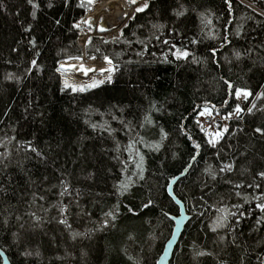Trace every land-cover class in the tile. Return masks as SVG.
<instances>
[{"label":"trees","instance_id":"trees-1","mask_svg":"<svg viewBox=\"0 0 264 264\" xmlns=\"http://www.w3.org/2000/svg\"><path fill=\"white\" fill-rule=\"evenodd\" d=\"M0 3V142L15 137L8 144L9 161L0 163V188L7 193H0V249L5 250L12 264H157L174 229V221L163 213L179 215V207L169 195L174 177L180 179L173 184V193L190 218L170 264H217L218 259L240 264L241 257L245 264H258V259L264 258V226L255 223L258 210L253 211L254 203L244 204L242 211L247 216L239 225L232 223L235 233L227 229L212 231L220 214L217 209L235 211L233 205L243 204L235 192L252 194L247 184L264 170V137L253 136V128L264 125V113L246 115L242 122L231 119L219 158L196 125L197 106L215 105L224 117L235 103H240L246 112L256 94L264 91V0H232V12L227 11L224 0H151L148 10L136 13L135 19L123 28L120 40H107L105 44L106 39L94 37L92 44L85 47L79 42L81 32L72 28L87 12V8L77 6L80 0H71L67 7L64 0H36V20L31 17L33 9L27 0ZM49 3L54 6L49 8ZM184 9V16L174 15ZM201 14H206L212 23L203 25ZM56 19L61 22L59 26L54 24ZM152 23L167 26L159 41ZM29 24L32 31L25 33L24 27ZM173 26L182 35L170 34ZM225 35L230 44L222 39ZM193 37L201 42L191 44ZM30 38H35L37 48L29 44ZM163 39L188 48L199 63H192L191 58L188 62H159L169 48ZM213 50L215 58L211 56ZM37 51L43 73L33 71L26 76L25 69ZM236 52L242 54L241 59H236ZM76 55L112 58L119 65L114 83L85 92L64 90L55 69L61 61ZM169 59L173 58L169 55ZM8 74L24 79L10 80ZM224 80L233 84V91L237 87L249 88L253 96L247 102L235 101L227 95ZM225 101L227 106H222ZM255 102L258 107L264 106V98ZM146 117L155 126L145 124ZM120 120L148 142V147L137 145L145 156L143 180L138 178L125 150L135 136L125 133ZM105 121L115 130L112 136L91 127ZM161 128L168 134L167 139H161ZM27 141L46 150L48 160L41 162L19 147ZM194 142L201 144L195 160ZM156 144L161 147L153 150ZM4 151L0 148V152ZM124 161L129 164L127 173ZM232 161L236 168L227 178L245 184L242 189H234L224 179L212 181L204 171ZM61 171L72 188L82 193L78 208L72 197H59L60 189L54 187L59 184ZM184 172L187 175H182ZM90 173L94 174L91 179ZM126 175L135 182L134 187L128 194L117 196L115 187ZM259 182L264 191V181ZM33 192L45 195V200L38 202L45 207L61 199L70 204L73 230L89 235L73 240L70 230L52 219L58 215L56 209L40 213L51 220L42 227H35L24 216L25 227L21 229L15 216H23ZM149 199L153 205L143 208ZM118 204L114 225L98 230L104 213ZM86 212L91 216L83 214ZM5 218L7 225L3 223ZM233 235L241 247L220 240L221 236L231 240ZM16 240L19 243H14ZM25 249L33 252L27 260L21 255ZM201 250L212 252L216 258L194 257V252ZM37 251L39 257L35 256Z\"/></svg>","mask_w":264,"mask_h":264},{"label":"snow or ice","instance_id":"snow-or-ice-1","mask_svg":"<svg viewBox=\"0 0 264 264\" xmlns=\"http://www.w3.org/2000/svg\"><path fill=\"white\" fill-rule=\"evenodd\" d=\"M71 0H64V5L67 7L70 4ZM129 2L133 5L137 3V0H129ZM226 6H227V11L232 12V0H224ZM27 4L31 5L33 11L31 12V17L33 20L37 19V9L39 8L38 3H36V0H27ZM95 4V0H80V3L77 5L80 8H87V10L91 11L92 7ZM54 5L52 3L48 4V7L51 8ZM150 6V0H145V2L135 8L136 13H144L146 10H148ZM0 7H3L2 3H0ZM183 8V6H181ZM187 9H184L182 11H177L174 13L176 17H182L186 14ZM132 19H135V16L132 17ZM201 22L203 25L207 26L212 23V21L208 18L206 14H201L200 16ZM60 20L56 19L54 21V24L56 26L60 25ZM86 26V27H82ZM127 26V25H125ZM143 27V25H141ZM167 27L166 25L160 24V23H152L151 24V29L154 30L155 33H159L155 35L156 40H161V36L163 35V29ZM72 28L77 30L78 32L87 34L92 31H99V32H104L108 31L109 29L105 28L101 19V22L97 25H94L92 22L91 18H88L86 20L82 19L79 20L78 22L74 23L72 25ZM32 31V26L29 24L24 27V32L25 33H30ZM170 34L172 35H182V33H179L176 28L173 26L172 28L169 29ZM123 36V32H121L120 36L116 37L112 42L115 43L118 40L121 39ZM224 41L227 43H231V41L228 39V37L225 35L222 37ZM127 43V41H125ZM201 41L197 39L196 37H193L190 41L191 44H199ZM105 44L109 43V41H104ZM143 43V42H141ZM162 43L165 45H168V52L163 54L162 58H158L159 62L161 63H173L175 61H185L188 62L191 58L192 63H199V61L195 58L194 53L191 52L188 48L186 47H178L176 43L171 42L169 39H163ZM29 44L32 46V48H37V42L35 38H30L29 39ZM87 45L92 44V39L89 36V38L86 41ZM16 51V49H13ZM145 50H147L145 48ZM99 49H96V52H99ZM246 54L250 55V52L246 50ZM40 53L37 51L35 53V57L31 59L29 67L25 69V75L26 76H31L33 71H36L38 73H43V67L41 65H38L37 60L39 58ZM137 55L142 56V52H138ZM155 55V53H153ZM169 55L173 58L172 60L169 59ZM211 56L215 58L216 56V51L213 50L211 53ZM242 54L240 52L235 53V57L237 60L241 59ZM92 60H95L97 57L95 55H92L90 57ZM103 60L106 63V67H103L99 70V75L102 76V79H95L93 80L90 84L86 86H77L74 83H71L69 81V73L70 72H81L85 76H88L89 73H95L97 70L93 67H86L84 64V56L83 55H76L72 56L69 58V60H74L77 61L75 64H70L68 61H63L58 64V67H56L55 71L60 75V77L63 78V89L64 90H71L73 93L76 92H85L87 90L99 88L103 86L105 83L111 84L114 83L113 77L115 74L119 71V65L114 63V60L110 58L107 55H103ZM131 63V61H129ZM8 79L10 80H15L17 82H20L24 79V77H15L12 74H8ZM223 79V78H222ZM224 83L227 85V95L230 98H234L235 101L239 102H247L250 97L253 96V92L249 88H240L237 87L233 91V84L229 82L228 80H224ZM264 98V91H260L256 94L255 100L250 104L249 107H247V110L245 112V109L241 107L240 103H235L234 107L228 112L227 115L222 117L224 120H230L233 117H235L239 121H243L246 115L249 116H254L256 113H264V106L258 107L257 103L255 102L256 100H260ZM222 106H227V101L224 102ZM155 108V105L152 106ZM197 114L198 116L201 117H213V113L215 115H219V110L216 108L215 105H205L203 107L197 106ZM27 111V109L25 110ZM122 111V109H121ZM41 116H43V113H40ZM109 115H112L109 113ZM113 119H117L116 116H112ZM214 118V117H213ZM87 122V121H86ZM120 123L124 125L125 128V133H133L135 136V139H132L130 143L126 146V151L128 152L129 159L132 160V162L135 165L136 172L138 175V178L140 180L144 179L143 172L145 171L144 164H145V156L142 154L140 149L137 147V145H142L143 147H148V142L145 140L144 136L139 135L135 132V129L132 128L128 123H126L124 120H120ZM145 124H152L153 126L154 123L150 119V117L145 118ZM196 125L200 129L201 132L204 133L205 136V143L210 146L213 149H216V155L217 158L220 157L221 155V149L225 145H221V142L224 140L225 136L229 133V127L227 124H224L221 126L220 124H216L213 126L212 124H209L208 128L206 129L204 124L199 120L196 119ZM91 127L93 130H101L102 132H107L109 136H112L114 133V129L111 127L110 124L107 123V121L104 122L102 125L98 124H91ZM141 128L144 127V125H140ZM214 127V130H213ZM181 129L184 130V126L181 125ZM240 131H243V128L240 129ZM159 133L161 136V139H167V133L161 128L159 129ZM184 134L188 136L189 140H192V137L188 135L187 131L184 130ZM259 135L260 137H264V125L261 126H255L253 128V136ZM15 140V137H11L8 141L0 142V148H4V152H0V163H3L5 161H9V158L11 156V152L8 150V144H10L12 141ZM227 147H233L232 145H226ZM19 147H22L25 152L27 153H33L35 157L41 161V162H46L48 160V156L46 155V150H41L37 146L34 145L33 141H27L23 144H21ZM161 147L160 144H156L154 146L153 150L159 149ZM192 147L194 150H196L195 155L193 156V160H195L196 156L199 155V150L201 149V144L194 142L192 144ZM19 150V148L17 149ZM117 152H120L119 146L116 148ZM245 153H242L244 155ZM119 159V156L116 157ZM123 163V170L125 173H127V169L129 167V164L127 161L122 162ZM6 166V165H5ZM187 167L190 169L192 167V164L189 163ZM236 168L235 162H228L224 163L221 162L219 165L218 169H214L212 166H209L206 168L204 171L207 174V176L212 180V181H217L218 178L224 179L225 183L231 184L234 189H242L245 187V184L242 183H234L231 179H228L227 176L228 174L232 173ZM182 175H187L186 172L182 173ZM94 176V174L90 173L89 174V179H91ZM45 179H47L45 177ZM180 177H174L173 180L171 181L172 184H175L177 180H179ZM259 181H264V170H260L256 173L255 181L248 183L247 187L253 189V193L250 195H241L240 191H236L235 195L238 197H241L243 200V204H236L233 205V208L236 210L233 211L230 208H218L217 212L220 213L217 217L216 220L214 221L212 231L217 232L218 229H227L231 233L236 232V228L232 227V223L234 222L236 225H239L240 220L244 219L247 216V213L245 211H242L244 204H255V209L253 211L258 210V217L255 221L256 225L258 226H264V191H261L262 184ZM134 181L128 177L127 175L125 176V179L122 180L116 187H115V192L114 194L117 196H124L128 194L131 189L134 187ZM54 187H58L60 189L59 191V197H72L75 206L78 208L80 206V199L82 197V193L79 189H74L72 188L71 182L65 178V174L63 171H61L60 175V181L58 185H55ZM47 191V190H46ZM0 193H4L7 195L5 190L3 188H0ZM74 193V195H73ZM172 199L175 201L176 204H181V201L176 198V196L173 194ZM45 200V195L43 194H38L36 192L32 193V198L27 202V208L25 212L22 215H16L15 219L17 222H19V227L23 229L25 227V221L23 219L24 216H27L31 223L35 227H42L45 223H50L51 220L46 217V215H42L40 213H48L52 209H56L58 215L53 217L52 219H55L56 222L60 225H63L65 229L70 230L71 233V238L73 240H76L78 237H87L89 235V232H78L73 230V225L69 221V216L71 215V205L66 204L63 202V200H58L56 203L52 204L51 207H45L43 204H40L38 202H42ZM153 205V201L149 199L146 203L142 205L143 208H149ZM119 204L116 205V207L112 210L106 211L104 213V218L101 222V229H106L109 228L110 226H113L115 221L118 218L119 215ZM38 209V210H36ZM129 211H132V209L129 208ZM84 215L91 216L90 212L83 213ZM135 214V213H133ZM165 217H167L170 220H173L179 224V220L176 216L170 215L168 212L163 213ZM201 215L203 213H200ZM3 223L5 225L8 224V219L5 218L3 220ZM177 230H179L177 228ZM13 235H18V233H14ZM175 238V237H173ZM129 239H133V237H129ZM221 242L227 241V243L231 246H234L236 248L241 247L236 235H233L231 240H228L226 236H221L220 237ZM14 243H19L18 240L14 241ZM169 247H171V244H169ZM21 255L27 260L29 257L33 256V252L29 251L27 249L23 250ZM167 255V253H165ZM5 256V250L0 249V257ZM35 256L39 257L40 253L37 251L35 252ZM205 256H210L213 257L214 259L216 258L212 252H205V251H195L194 252V257H205ZM131 259V257L129 258ZM157 264H160V261H157ZM217 264H228V261L218 259ZM240 264H245V260L243 257L240 258ZM258 264H264V258H259L258 259Z\"/></svg>","mask_w":264,"mask_h":264},{"label":"bare ground","instance_id":"bare-ground-1","mask_svg":"<svg viewBox=\"0 0 264 264\" xmlns=\"http://www.w3.org/2000/svg\"><path fill=\"white\" fill-rule=\"evenodd\" d=\"M141 0H137L139 3ZM93 12V11H92ZM92 12L88 15V18L93 19V24L97 25L103 22L105 28L109 29L108 31L99 32L94 31L96 35L105 36L109 39H113L119 36L121 30L127 23L128 19L132 17L133 11L130 10L124 0H103L99 6H96L94 13ZM89 36L84 35L81 39V42L84 43ZM69 62V61H68ZM70 64H75L77 61H71ZM84 64L86 67H93L97 71L95 73H89L88 76L99 74V70L103 67H106V64L101 63L99 60H90L84 59ZM69 76L72 77H88L81 72H70Z\"/></svg>","mask_w":264,"mask_h":264},{"label":"water","instance_id":"water-1","mask_svg":"<svg viewBox=\"0 0 264 264\" xmlns=\"http://www.w3.org/2000/svg\"><path fill=\"white\" fill-rule=\"evenodd\" d=\"M173 184L171 183L169 187V195L172 197L173 196ZM177 198V197H176ZM178 199V198H177ZM175 202V201H174ZM179 207V215L177 216L179 220V224L174 221V229L172 232V235L170 239L166 242L162 255L159 258L158 261H160V264H170V261L172 260L173 253L175 251V248L177 247L181 236L184 233L185 226L190 218V216L186 212V208L184 204L181 202V204H176ZM177 228L179 230H177ZM175 237V238H173ZM169 244H171V247H169ZM167 253V255H165ZM2 259V264H12L11 261L9 260V257L5 254L4 257H1Z\"/></svg>","mask_w":264,"mask_h":264},{"label":"rangeland","instance_id":"rangeland-1","mask_svg":"<svg viewBox=\"0 0 264 264\" xmlns=\"http://www.w3.org/2000/svg\"><path fill=\"white\" fill-rule=\"evenodd\" d=\"M103 0H95V4L93 5V6H91L92 7V10L91 11H89V10H87V12H86V14H85V17L83 18L84 20H86V18L88 17V15L92 12V14L94 13V10H95V8H96V6H99V4L102 2ZM125 1V3L127 4V6H128V8L130 9V10H132L133 11V15H132V17L133 16H135V14H136V12H135V8L136 7H139V6H141L144 2H145V0H141L139 3H136L135 5H133V4H131L130 2H129V0H124ZM151 1V0H150ZM132 17H130L129 19H128V21H130V20H132ZM92 18V17H91ZM92 22H93V19H92ZM125 25H127V24H125ZM82 27H86V26H83L82 25ZM122 31V30H121ZM120 34H121V32H120ZM120 34H119V36H120ZM84 35H87V36H90L91 38H94V37H99V38H103V39H106V40H114L115 38H113V39H109V38H107V37H105V36H100V35H96L95 33H94V31H92V32H90V33H87V34H84V33H81L80 34V37H79V42L82 44V45H87L86 44V41H87V39L89 38H87L86 39V41L84 42V43H82L81 42V39H82V37L84 36ZM84 59H89V58H85L84 57ZM91 60V59H90ZM96 60H99V59H97L96 58ZM103 62H101V63H105L104 62V60H102ZM106 64V63H105ZM107 66V65H106ZM103 77L102 76H100L99 74H94V75H90V76H88V77H79V78H77V77H72V76H69V81L71 82V83H74L75 85H77V86H86V85H88V84H90L93 80H95V79H102ZM63 79V78H62Z\"/></svg>","mask_w":264,"mask_h":264},{"label":"built area","instance_id":"built-area-1","mask_svg":"<svg viewBox=\"0 0 264 264\" xmlns=\"http://www.w3.org/2000/svg\"><path fill=\"white\" fill-rule=\"evenodd\" d=\"M213 117H205L204 124L206 126H209V124H212L213 126H215L217 123H227V121L224 119L216 118V117L213 118Z\"/></svg>","mask_w":264,"mask_h":264}]
</instances>
